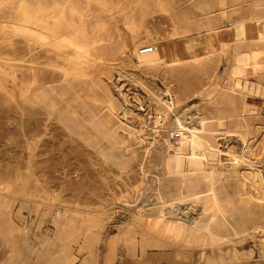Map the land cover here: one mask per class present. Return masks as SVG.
<instances>
[{
    "label": "rangeland",
    "instance_id": "1",
    "mask_svg": "<svg viewBox=\"0 0 264 264\" xmlns=\"http://www.w3.org/2000/svg\"><path fill=\"white\" fill-rule=\"evenodd\" d=\"M258 1L99 0L90 7L105 41L87 53L54 45L48 57L30 51L18 22L21 13L5 5L0 11V264H117L171 251L196 264H227L228 247L235 264L243 258L264 263V200L252 197L254 186L264 187V0ZM247 82L263 87L262 96L247 95ZM108 98L115 104L112 111ZM247 103L257 107L255 114ZM158 113L163 118L155 123ZM196 117L219 147L199 183L206 224L220 242L199 231L182 238L175 206L183 187L197 190L195 176L183 180L181 162L197 145L190 132H198ZM181 125L187 141L176 132ZM197 146L204 153V145ZM255 171L260 181L247 175ZM162 212L171 219L167 228ZM140 214L155 217L153 227ZM132 234L145 245L132 246Z\"/></svg>",
    "mask_w": 264,
    "mask_h": 264
},
{
    "label": "bare ground",
    "instance_id": "2",
    "mask_svg": "<svg viewBox=\"0 0 264 264\" xmlns=\"http://www.w3.org/2000/svg\"><path fill=\"white\" fill-rule=\"evenodd\" d=\"M98 1L99 0H7V1H5V0H3V1H0V11H2L3 10V8L5 7V5H14V7H15V10H14V13H16V11H18V13L20 12L21 13V20H18V22L20 21V28H21V30H22V38H24L25 40H26V43L29 45V48H30V51H32L33 50V54L36 56V57H40L41 55H43V54H47V57H48V55H51L52 54V50H53V47H54V45H62V46H70V47H73L72 48V50L74 49V48H76L77 50H84V52H89L88 50L86 51V49L87 48H89V47H92V46H95L97 43H102L103 41H105V39L102 37V35H100V30H101V25L99 24V22L100 21H96L95 20V17H96V15L93 13V11H92V9H91V4H94V6H95V3L98 5ZM118 1V0H117ZM224 1V0H223ZM226 1V0H225ZM261 1V0H260ZM260 1H258V2H260ZM107 2H108V0H107ZM112 2V1H111ZM120 2V1H119ZM158 2V1H157ZM201 2H203V1H201ZM221 2H222V0H221ZM112 3H114V2H112ZM212 3V2H211ZM254 3V2H253ZM256 3V2H255ZM116 4H117V2H116ZM201 4V3H200ZM218 4V3H217ZM238 4V3H237ZM111 5V4H110ZM222 5V4H221ZM99 6V5H98ZM108 6V5H107ZM113 6V5H112ZM122 6V5H121ZM231 6V5H230ZM255 6V5H254ZM196 7V6H195ZM260 7V6H259ZM263 7V6H262ZM102 8H103V6H102ZM127 8V7H126ZM125 8V9H126ZM199 8V7H198ZM217 8V7H216ZM7 9V8H6ZM17 9V10H16ZM105 9H108L107 11H109V6H108V8L107 7H105ZM121 9V11L123 12L124 11V8L122 7V8H120ZM165 9V8H164ZM199 9H201V8H199ZM236 9V8H235ZM10 10V9H9ZM135 11H138V10H136V9H134ZM198 10V9H197ZM203 10V9H202ZM219 10V9H218ZM98 11V10H97ZM97 11H94V12H97ZM104 11V10H103ZM111 12H113L112 10H110ZM120 11V12H121ZM127 11V10H126ZM126 11H124L123 13H125ZM119 12V11H118ZM130 12V11H129ZM142 12V11H141ZM207 12V11H206ZM224 13H225V11H223ZM261 12V11H260ZM4 13V12H3ZM2 13V14H3ZM11 13V12H10ZM99 13H101V12H99ZM106 13V12H105ZM115 13V12H114ZM113 13V14H114ZM131 13H133V12H131ZM136 13V12H135ZM140 13V12H139ZM6 14V13H5ZM103 14V13H102ZM109 14V13H108ZM118 14V13H117ZM122 14V13H121ZM126 14V13H125ZM220 14H222V13H220ZM263 14V13H262ZM115 15V14H114ZM136 15H140V14H136ZM145 15V14H144ZM153 15V14H152ZM3 16V15H2ZM6 17H7V14L5 15ZM110 16H112L111 14H110ZM118 16V15H117ZM122 16H124V14L122 15ZM126 16V15H125ZM131 16H133V14L131 15ZM226 16V15H225ZM4 17V16H3ZM5 17V18H6ZM103 17V16H102ZM109 17V16H108ZM113 17V16H112ZM119 17H121V15L119 16ZM127 17V16H126ZM134 17V16H133ZM143 16L141 15V18H142ZM177 17H179V16H177ZM183 17V16H182ZM260 17V16H259ZM20 18V17H19ZM104 18V17H103ZM132 18V17H131ZM140 18V19H141ZM176 18V17H175ZM218 18V17H217ZM264 18V17H263ZM4 19V18H3ZM10 19V18H9ZM92 19H94L93 21H91ZM112 19V18H111ZM115 19V18H114ZM129 19V18H128ZM133 19V18H132ZM131 19V20H132ZM137 19H139V18H137ZM151 19V18H150ZM188 19V18H187ZM12 20H15V19H12ZM102 20V19H101ZM117 21L119 20V19H116ZM116 20H114V21H116ZM124 20H126L125 18H124ZM175 20V19H174ZM184 20H186L185 18H182V19H180L179 20V22H181V24L184 22ZM91 21V22H90ZM136 21V20H135ZM144 21V20H143ZM178 21V20H177ZM176 21V22H177ZM214 21V20H213ZM262 21V20H261ZM2 22V21H1ZM11 22V21H10ZM95 24H94V23ZM131 22V21H130ZM140 22H141V20H140ZM172 22V21H171ZM187 22V21H186ZM185 22V23H186ZM262 22H264V21H262ZM8 23V22H7ZM13 23V22H12ZM90 23H92V24H90ZM97 23V24H96ZM101 23V22H100ZM104 23V22H103ZM116 23V22H115ZM131 23H133V22H131ZM94 24V25H93ZM113 24V23H112ZM126 24V23H125ZM143 24H144V22H143ZM180 24V23H179ZM207 24H208V22H207ZM210 24V23H209ZM5 25H7V24H5ZM105 25V24H104ZM114 25V24H113ZM188 25H190V24H188ZM199 25V24H198ZM197 25V26H198ZM212 25H213V23H212ZM216 25H218L217 23H216ZM260 25V24H259ZM177 27H179V26H177ZM181 27H184L183 25L181 26ZM208 27V26H207ZM14 28V27H13ZM103 28V27H102ZM109 28V27H108ZM111 28H113V26L111 27ZM117 28V27H116ZM192 28V27H191ZM199 28V27H198ZM218 28V27H217ZM261 28V27H260ZM117 29H119V27L117 28ZM116 29V30H117ZM177 29V28H176ZM183 29V28H182ZM204 29H206V28H204ZM216 29V28H215ZM214 29V30H215ZM263 29V28H262ZM16 30V29H15ZM107 30V29H106ZM109 30V29H108ZM120 30V29H119ZM193 30V29H192ZM113 31V30H112ZM118 31V30H117ZM116 31V32H117ZM140 31V30H139ZM176 31V30H175ZM174 31V32H175ZM180 31V30H179ZM194 31V30H193ZM105 32V31H104ZM119 32V31H118ZM192 32V31H191ZM208 32V31H207ZM106 33V32H105ZM104 33V34H105ZM113 33V32H112ZM121 32H119V34H120ZM199 33V32H198ZM201 33V32H200ZM118 34V37L120 36L121 37V35H119ZM123 34V33H122ZM194 34V33H193ZM217 34V33H216ZM93 35V36H92ZM172 35H175L176 36V34H172ZM211 35H212V33H211ZM214 35V34H213ZM104 36V35H103ZM136 36V35H135ZM189 35H187V37H188ZM192 36V35H191ZM119 37V38H120ZM141 37V36H140ZM186 37V38H187ZM212 37V36H211ZM110 38H112V40H113V37H110ZM132 38V37H131ZM174 38V37H173ZM172 38V39H173ZM176 38V37H175ZM192 38V37H191ZM194 39H195V37H193ZM192 38V39H193ZM183 39V38H182ZM203 39H205V38H203ZM213 39V38H212ZM211 39V40H212ZM23 40V39H22ZM107 40H108V38H107ZM106 40V41H107ZM134 40H135V38H134ZM178 40V39H177ZM186 40V39H185ZM197 41H199L198 40V38L196 39ZM210 40V39H209ZM111 41V40H110ZM120 41V40H119ZM179 41V40H178ZM193 41V40H192ZM196 41V42H197ZM214 41V40H213ZM218 41V40H217ZM2 42V41H1ZM113 42V41H112ZM115 42V41H114ZM135 42V41H134ZM216 42V41H215ZM124 43H125V41H124ZM150 43V42H149ZM177 43V42H176ZM186 42H184V44H185ZM191 43V42H190ZM193 43V42H192ZM194 43H195V41H194ZM193 43V44H194ZM198 43V42H197ZM200 43V42H199ZM210 43V42H209ZM110 44V43H109ZM127 44V43H126ZM153 44V43H152ZM164 44V43H163ZM169 44V43H168ZM188 44V43H187ZM206 44H208V41H207V43ZM213 44V43H212ZM107 45V44H106ZM115 44H113L112 46L113 47H115L114 46ZM118 45V44H117ZM116 45V46H117ZM133 45H135L134 47H133V50H132V52L133 53H135V52H137V50H138V43L137 44H133ZM145 45V44H144ZM180 45H183L182 43L180 44ZM179 45V46H180ZM119 46V45H118ZM177 46H178V44H177ZM214 47H215V45H213ZM213 46H211V47H213ZM98 47V46H97ZM107 47V46H106ZM112 47V48H113ZM187 47H189V46H187ZM200 47V46H199ZM203 47V46H202ZM61 48V47H60ZM99 48H101V47H99ZM108 48H110V46H108ZM119 48V47H118ZM144 48V47H143ZM156 48V47H155ZM158 48V47H157ZM204 48H206V47H204ZM55 49V48H54ZM59 49V48H58ZM64 49H65V47H64ZM90 49V48H89ZM93 49H97L96 47L95 48H93ZM104 49H105V46H104ZM104 49H103V51H104ZM123 49V48H122ZM172 49V48H171ZM182 49V48H181ZM190 49V48H189ZM188 49V50H189ZM191 49H193V46H192V48ZM208 49V48H207ZM212 49H214V48H212ZM71 50V51H72ZM91 50H92V48H91ZM97 50H99V49H97ZM96 50V51H97ZM101 50V49H100ZM108 50V49H107ZM150 50V49H149ZM160 50V49H159ZM158 50V51H159ZM167 50V49H166ZM177 50H180V48L179 49H177ZM184 50H185V48H184ZM210 50V49H209ZM68 51V50H67ZM66 51V52H67ZM146 51V50H145ZM155 51V50H154ZM164 51V50H163ZM170 51V50H169ZM173 51V50H172ZM182 51H183V49H182ZM181 51V52H182ZM195 51V50H194ZM196 51H198V50H196ZM200 51V50H199ZM211 51V50H210ZM57 52V51H56ZM65 52V51H64ZM82 52V51H81ZM102 52V51H101ZM149 52V51H148ZM175 52H176V49H175ZM203 52H206V51H203ZM74 53V52H73ZM77 53V52H76ZM80 53V52H79ZM83 53V52H82ZM91 53H93V52H91ZM111 53V52H110ZM152 53H154V52H152ZM157 53V52H156ZM166 53V52H165ZM171 53V52H170ZM68 54V53H67ZM101 54V53H100ZM122 54V53H121ZM150 54H151V52H150ZM179 54V53H178ZM190 54V53H189ZM199 54V53H198ZM201 54H203V53H201ZM63 55V54H62ZM73 55V54H72ZM75 55V54H74ZM77 55V54H76ZM83 55V54H82ZM90 55V54H89ZM92 55V54H91ZM90 55V56H91ZM98 55V54H97ZM96 55V56H97ZM104 55V54H103ZM138 55V54H137ZM182 55V54H181ZM33 56V55H32ZM84 56V55H83ZM90 56H88V60H89V57ZM108 56V55H107ZM113 56V55H112ZM140 56V55H139ZM147 56V55H146ZM180 56V55H179ZM186 56V55H185ZM46 57V56H45ZM55 57V56H54ZM69 58H70V56H68ZM68 57H67V59H68ZM73 57V56H72ZM77 57H78V55H77ZM85 57V56H84ZM87 57V56H86ZM86 57L84 58V59H86ZM135 57V56H134ZM141 57V56H140ZM173 57V56H172ZM24 58V57H23ZM58 58V57H57ZM60 58V57H59ZM79 58V57H78ZM91 58V57H90ZM92 58H94V57H92ZM99 59H101L102 57H98ZM163 58V57H162ZM43 59V57L41 58V60ZM66 59V60H67ZM73 59H74V57H73ZM77 59V58H76ZM82 59V58H81ZM141 59H142V57H141ZM151 59V58H150ZM193 59V58H192ZM195 59V58H194ZM40 60V61H41ZM59 60V59H58ZM140 60V59H139ZM145 60H147V58L145 59ZM160 60V59H159ZM159 60H158V62H159ZM38 61V60H37ZM57 61V60H56ZM70 61V60H69ZM77 61V60H76ZM79 62H80V60H78ZM77 61V62H78ZM100 61V60H99ZM106 61H107V59H106ZM109 61V60H108ZM66 62H68V61H66ZM73 62V61H72ZM72 62H70V63H72ZM75 62V61H74ZM77 62H75V63H77ZM83 62V61H82ZM87 62V61H86ZM101 62V61H100ZM105 62V61H104ZM127 62H129V61H127ZM145 62V61H144ZM153 62V61H152ZM35 63V62H34ZM51 63V62H50ZM53 63V62H52ZM60 63V62H59ZM89 63V62H88ZM93 64H95L94 62H92ZM92 63H89V64H92ZM103 63V62H102ZM111 63V62H110ZM149 63H151V61L149 62ZM42 64H44V62L42 63ZM46 64H47V62H46ZM73 64V66H74V63H72ZM85 64V63H84ZM87 64V63H86ZM89 64L87 65L88 67H89ZM160 64V63H159ZM71 65V64H70ZM140 65V64H139ZM50 66V65H49ZM60 66V65H59ZM63 66V65H62ZM84 66V65H83ZM159 66V65H158ZM158 66H156V67H158ZM163 66V65H162ZM52 67V66H51ZM71 67H72V65H71ZM79 67V66H78ZM80 67H81V64H80ZM86 67V66H85ZM87 67V68H88ZM135 67V66H134ZM3 68V67H2ZM21 68V67H20ZM59 68V67H58ZM153 68V67H152ZM33 69V68H32ZM31 69V70H32ZM36 69H37V67H36ZM72 69H74L73 67H72ZM82 69H84V68H82ZM123 69V68H122ZM27 70V69H26ZM30 69H29V71H31ZM80 71H81V69H79ZM34 71V70H33ZM72 71H74V70H72ZM75 71H77V70H75ZM83 71V70H82ZM41 72V70H39V73ZM86 72V71H85ZM25 73H26V71H25ZM32 73H34V72H32ZM78 73H80L79 71H78ZM140 73V72H139ZM53 74V73H52ZM105 74V73H104ZM262 74V73H261ZM87 75V74H86ZM86 75H84L85 77H86ZM124 75V74H123ZM50 76V75H49ZM84 76H82V78L84 77ZM87 76H89V75H87ZM111 76V75H110ZM121 76V75H120ZM32 78V77H31ZM139 78V77H138ZM34 79V78H33ZM85 79V78H84ZM87 79V78H86ZM238 79V78H237ZM244 79H246V78H244ZM260 79V81L259 82H261V78H259ZM259 79H257V80H259ZM241 80V79H240ZM62 81V80H61ZM87 81V80H86ZM244 81H246V80H244ZM33 82V81H32ZM98 82V81H97ZM61 83V82H60ZM247 83H249V82H247ZM25 84V83H24ZM23 84V85H24ZM246 84V83H245ZM101 85V84H100ZM40 86V85H39ZM48 86V85H47ZM98 86H99V84H98ZM167 86V85H166ZM226 87V85H223V88H225ZM69 88V87H68ZM118 88V87H117ZM262 88V87H261ZM219 89H220V87H219ZM226 89H229V88H226ZM248 90H247V95H251V96H260V92H262V90L260 89V85L257 83V82H255L254 83V85H252V87H248L247 88ZM88 90V89H87ZM102 90H103V88H102ZM63 91V90H62ZM73 91V90H72ZM120 91V90H119ZM129 91V90H128ZM158 91V90H157ZM217 91V90H216ZM221 91V90H220ZM24 92H26V91H24ZM67 92V91H66ZM91 92V91H90ZM116 92V91H115ZM213 92V91H212ZM23 93V92H22ZM112 93V92H111ZM216 93V92H215ZM221 93V92H220ZM245 93V92H244ZM165 95V94H164ZM216 95V94H215ZM224 95V94H223ZM226 95V94H225ZM231 95V94H230ZM246 95V94H245ZM27 96V95H26ZM74 96V95H73ZM105 96V95H104ZM227 96V95H226ZM110 97H111V95H110ZM166 97V96H165ZM212 98H213V96H211ZM229 97V96H228ZM241 97V96H240ZM112 98V97H111ZM111 98H108V102L106 103L107 104V107H109V109L112 111V109L113 108H115V104L113 103L114 101L111 99ZM122 98V97H121ZM126 98V97H125ZM35 101L37 102V100L39 101L40 100V98L36 95L35 96ZM167 99V98H166ZM209 99H210V97H209ZM214 99V98H213ZM221 99V98H220ZM222 100V99H221ZM242 100V99H241ZM159 101V100H158ZM168 101V100H167ZM166 101V102H167ZM211 101V100H210ZM224 101V100H223ZM222 101V102H223ZM51 102V101H50ZM68 102V101H67ZM221 102V103H222ZM243 102V101H242ZM156 103H157V101H156ZM160 103V102H159ZM170 103V102H169ZM168 103V104H169ZM174 103V102H173ZM176 103V102H175ZM221 103H219V104H221ZM228 103V102H227ZM232 103V102H231ZM38 104V103H37ZM49 104V103H48ZM54 104V103H53ZM62 104V103H61ZM129 104V103H128ZM168 104H166V105H168ZM207 104V103H206ZM205 104V105H206ZM213 104V103H212ZM40 105V104H39ZM171 105V104H170ZM174 105V104H173ZM209 105V107H210V104H208ZM216 105H217V103H216ZM226 105H228V104H226ZM244 105V104H243ZM242 105V106H243ZM76 106V105H75ZM156 106L158 107V105L156 104ZM57 107V106H56ZM69 107V106H68ZM167 107V109L169 108L168 106H166ZM32 108V107H31ZM140 108V107H139ZM171 108H172V106H171ZM182 108V107H181ZM220 108H222V107H220ZM227 108V107H226ZM229 108V107H228ZM239 108V107H238ZM246 108H247V111H249L251 114H255L256 112H257V107L255 106V105H253V106H251V104H249V103H247V105H246ZM52 109H54V108H52ZM79 109V108H78ZM201 109V108H200ZM219 109V108H218ZM245 109V108H244ZM51 110V109H50ZM107 110H108V108H107ZM114 110V109H113ZM164 110V109H163ZM171 110V109H170ZM173 110V109H172ZM198 110V109H197ZM225 110V109H224ZM230 110V109H229ZM64 111V110H63ZM157 111H159V110H157ZM166 111V110H165ZM169 111V110H168ZM222 111V110H221ZM231 111V110H230ZM241 111V110H240ZM243 111V110H242ZM171 112V111H170ZM199 112H200V110H199ZM227 112V111H226ZM233 112V111H232ZM231 112V113H232ZM94 113V112H93ZM201 113V112H200ZM216 113V112H215ZM243 113V112H242ZM113 114H114V112H113ZM117 114V113H116ZM131 114V113H130ZM172 114V113H171ZM202 115H203V113H201ZM206 114V113H205ZM167 115V114H166ZM200 115V114H199ZM229 115V114H228ZM66 116V115H65ZM198 116V115H197ZM227 116V115H226ZM247 116V115H246ZM136 117V116H135ZM147 117V116H146ZM154 117V122L155 123H159L160 121H159V119H161V118H163V115L162 114H160V113H158L157 115H155V116H153ZM152 117V118H153ZM168 117H170V116H168ZM179 117V116H178ZM253 117V116H252ZM98 118V117H97ZM117 118V117H116ZM241 118V117H240ZM180 119V118H179ZM205 119H206V117H205ZM215 119H216V117H215ZM109 120V119H108ZM139 120V119H138ZM164 120V119H163ZM173 120V119H172ZM194 120V119H193ZM195 120H196V126H195V128L197 129V131L198 132H196V133H193L192 131H190L192 134V138H194V140H196V142H197V145H201V146H203L204 145V149H203V151H204V153L202 152V153H198L197 151H196V148H195V146L196 147H198L197 145H190L191 147H190V150H189V152H188V155H187V157L183 160V161H181L182 163L184 162V166H182L183 167V169H182V172L184 173V179L183 180H185L187 177H189V176H195V180H196V184L195 183H193L192 185H194L195 186V188L197 189V190H194L193 192H188L186 189H185V187H183L181 190H180V192H179V199H178V202H177V204L175 205L176 206V210H177V212H178V214H179V216L182 218V223L180 222V225H181V237L182 238H185L186 237V235L189 233L190 234V231H195V233L196 232H201L205 237H208V236H212V235H214L213 237H214V239L216 240V241H218V242H220L219 240L221 239L218 235H215V234H213L212 232H211V230L208 228V225L206 224V222H208V220H206L207 218H208V213H207V211L203 208V205H202V200H203V197H202V191L203 190H201V186H200V184L201 183H199V181L201 180V178L202 177H204L203 175H204V172H202L201 173V171L202 170H204V169H206V168H208L209 167V165H210V158H212V156H214L215 154H217L219 151V147L218 148H214L213 147V145L214 144H211V135H212V133L207 129V126H206V124L204 123L205 121H203V119L201 118V117H196L195 118ZM213 120H214V118H213ZM177 121V120H176ZM180 121V120H179ZM184 121H185V119H184ZM184 121L182 122V123H184ZM215 121V120H214ZM112 122V121H111ZM222 122V121H221ZM90 123H93V122H90ZM169 123H172L171 121L169 122ZM181 122H180V124H182ZM185 123H186V121H185ZM184 123V124H185ZM187 123H188V120H187ZM207 123V122H206ZM167 124H168V122H167ZM179 124V123H178ZM208 124V123H207ZM217 124V123H216ZM219 124V123H218ZM224 124V123H223ZM174 125V124H173ZM194 125V124H193ZM77 126V125H76ZM91 126H94V125H92L91 124ZM167 126V125H166ZM175 126V125H174ZM217 126V125H216ZM162 127V126H161ZM160 127V128H161ZM175 127H177V126H175ZM184 127L185 126H183L182 127V125L181 126H179L177 129H178V131H176V132H178V137L181 139V138H183V140L185 139V141H187L186 140V134H185V132H186V130H185V132H183L182 131V129H184ZM240 127V126H239ZM108 128H110V127H108ZM173 128V127H172ZM187 128V127H186ZM216 128V127H215ZM65 129V128H64ZM168 129V128H167ZM175 129V128H174ZM188 129V128H187ZM77 130V129H76ZM176 130V129H175ZM211 130V129H210ZM170 131H172V130H170ZM174 131V130H173ZM220 131V130H219ZM105 132V131H104ZM113 132V131H112ZM127 132V131H126ZM168 132V131H167ZM222 132V131H221ZM87 133V132H86ZM218 133V129L216 130V134ZM167 134V133H166ZM215 134V135H216ZM221 134V133H220ZM162 135V134H161ZM188 136H189V134H187ZM219 135V134H218ZM84 136V135H83ZM99 136V135H98ZM154 136V135H153ZM165 136V135H164ZM214 136V135H213ZM157 137V136H156ZM190 137V136H189ZM189 137H187V138H189ZM158 138V137H157ZM161 138L163 139V137L161 136ZM165 138V137H164ZM220 138V137H219ZM159 139V138H158ZM213 139V138H212ZM170 140V139H169ZM182 140V139H181ZM118 141V140H117ZM122 141V140H121ZM120 141V142H121ZM158 141V140H157ZM162 141V140H161ZM174 141V140H173ZM176 141V140H175ZM191 141V140H190ZM143 142V141H142ZM213 142V141H212ZM140 143V142H139ZM163 143V142H162ZM183 143H186V142H183ZM188 143V142H187ZM109 144V143H108ZM190 144V143H189ZM194 144H196V143H194ZM216 144H218V142L216 143ZM187 145V144H186ZM175 146V145H174ZM188 146V145H187ZM187 146H186V148H187ZM144 147V146H143ZM178 148H179V145L177 146ZM184 147V146H183ZM200 147V146H199ZM29 148V147H28ZM31 148V147H30ZM155 148V147H154ZM165 149V148H164ZM189 149V148H188ZM218 149V150H217ZM106 150V149H105ZM113 150V149H112ZM118 150H119V148H118ZM165 151V150H164ZM184 151V150H183ZM188 151V150H187ZM224 150H222V152H223ZM186 152V151H185ZM170 153V152H169ZM168 153V154H169ZM232 154V153H231ZM113 155V154H112ZM174 155V154H173ZM235 155V154H234ZM176 156V155H175ZM177 156H180L179 154H177ZM183 156H184V154H183ZM238 156V155H237ZM240 159H242V158H240ZM226 160V159H225ZM180 162V163H181ZM109 163V162H108ZM111 163V162H110ZM109 163V164H110ZM221 164V163H220ZM224 165V164H223ZM226 165V164H225ZM228 165V164H227ZM225 167V166H224ZM228 167V166H227ZM211 169V168H210ZM225 170V169H224ZM234 170V169H233ZM257 172H259V171H255V172H250V173H248L247 175L249 176L250 175V177L256 182V181H260V178H259V176H258V173ZM198 175H200V176H198ZM226 175V174H225ZM234 175V174H233ZM260 175V174H259ZM196 176H197V178H196ZM180 177H181V175H180ZM199 178V179H198ZM214 179V178H213ZM202 180H203V178H202ZM201 180V181H202ZM181 181H182V179H181ZM197 181H198V183H197ZM208 186V185H207ZM179 188V187H178ZM192 188V187H191ZM209 188V187H208ZM207 188V189H208ZM206 191V190H205ZM208 191V190H207ZM215 191H216V189H215ZM217 192V191H216ZM216 192H215V194H216ZM207 193V192H206ZM253 199L255 198L256 200H258L259 202H261V201H263L264 200V187H256V186H254V188H253ZM215 198V197H214ZM217 200V199H216ZM214 201H215V199H214ZM186 202V203H185ZM207 203V202H206ZM218 203V202H217ZM216 205V204H215ZM170 206V205H169ZM70 207V206H69ZM164 207V206H163ZM166 207V206H165ZM222 207V206H221ZM1 208V207H0ZM162 208V207H161ZM167 208H169L168 206H167ZM162 209H164V208H162ZM161 211V210H160ZM173 211H175L174 209H173ZM176 212V211H175ZM241 212V211H240ZM211 213V212H210ZM244 213V212H243ZM61 214V213H60ZM75 214V213H74ZM8 215V214H7ZM161 215V214H160ZM220 215H221V213H220ZM242 215V214H241ZM178 215H176V218H178L177 217ZM222 216V215H221ZM8 217V216H7ZM10 217V216H9ZM216 217V216H215ZM140 220H144L145 221V223L147 224V225H152V227H153V224H154V218L152 217V218H144V216H142L141 214H140V216L138 217ZM160 218V217H159ZM172 218V217H171ZM209 219V218H208ZM62 220V219H61ZM161 220V224H162V226H163V228H167V227H169L170 225H169V222H168V220H171L170 219V217H168L166 214H165V212L163 213L162 212V218L160 219ZM176 219H174V221H175ZM210 220H212V219H210ZM215 221V220H214ZM198 222V223H197ZM217 222V221H216ZM212 223H214V222H212ZM68 224H69V222H68ZM177 224H179V223H177ZM215 224V223H214ZM173 224H171V226H172ZM211 225V224H210ZM63 226V225H62ZM65 226V225H64ZM63 226V227H64ZM161 226V225H160ZM69 227V226H68ZM221 227V226H220ZM10 228V227H9ZM158 228V227H157ZM154 229H156V227L154 228ZM159 229V228H158ZM157 229V230H158ZM57 230H59V229H57ZM63 230V229H62ZM65 230V229H64ZM165 230V229H164ZM133 231H134V233H137V231L133 228ZM180 231V230H179ZM63 232V231H62ZM61 232V233H62ZM161 232V231H160ZM163 232V231H162ZM161 232V234H163L164 235V232L162 233ZM10 233V232H9ZM129 233V232H128ZM144 233V232H143ZM124 234V233H123ZM131 234V233H130ZM61 235V234H60ZM96 235V234H95ZM129 235V234H128ZM162 235V236H163ZM179 235V234H178ZM67 236V235H66ZM97 236V235H96ZM176 236V235H175ZM174 236V237H175ZM189 236V235H188ZM180 237V236H179ZM128 238V237H127ZM187 238H189V237H187ZM12 239V238H11ZM95 239H96V237H95ZM202 239H205V238H202ZM213 239V240H214ZM93 240H94V238H93ZM97 240V239H96ZM147 240V239H146ZM227 240V239H226ZM128 241V240H127ZM130 241H131V244H132V246L133 245H135V244H137V241H139L140 243H141V246H142V244H144V241H145V239L144 238H142L141 240H138L137 239V237H136V235L135 234H132L131 236H130ZM192 241V240H191ZM225 241V240H224ZM95 242V241H94ZM150 241L149 240H147V242L146 243H149ZM139 243V244H140ZM92 244V243H91ZM139 244H138V246L137 247H140L139 246ZM213 244H216V243H214L213 242ZM61 245V244H60ZM145 245V244H144ZM144 245H143V247H144ZM211 245V244H210ZM135 248V247H134ZM141 249V248H140ZM68 250H69V248H68ZM142 250V249H141ZM65 251H66V249H65ZM69 256V255H68ZM77 256V255H76ZM69 258V257H68ZM70 259V258H69ZM178 259V258H177ZM83 262H85V261H83ZM82 263V262H81ZM57 264V263H56ZM85 264V263H84Z\"/></svg>",
    "mask_w": 264,
    "mask_h": 264
},
{
    "label": "crops",
    "instance_id": "3",
    "mask_svg": "<svg viewBox=\"0 0 264 264\" xmlns=\"http://www.w3.org/2000/svg\"><path fill=\"white\" fill-rule=\"evenodd\" d=\"M245 252L246 251L243 250L242 254H245ZM212 256L214 255L212 254ZM191 258L192 257L182 256L179 253H174L171 251L168 253V255L162 257L157 255H152L141 260L138 259L136 261H134V259L132 258H129L126 261L118 262L117 264H196V260ZM213 258L211 257V260ZM227 259H228L227 264H235L234 251L231 250L230 247H228ZM212 264H215V262H213ZM241 264H250V263L248 260L243 258ZM258 264H264L261 258Z\"/></svg>",
    "mask_w": 264,
    "mask_h": 264
},
{
    "label": "water",
    "instance_id": "4",
    "mask_svg": "<svg viewBox=\"0 0 264 264\" xmlns=\"http://www.w3.org/2000/svg\"><path fill=\"white\" fill-rule=\"evenodd\" d=\"M252 85H254V82H249V86L252 87ZM262 92H263V87H262ZM262 92H261L260 96H262Z\"/></svg>",
    "mask_w": 264,
    "mask_h": 264
}]
</instances>
